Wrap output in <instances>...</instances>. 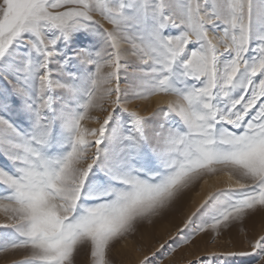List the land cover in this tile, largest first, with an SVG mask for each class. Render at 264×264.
<instances>
[{"label":"snow or ice","instance_id":"6c2138e0","mask_svg":"<svg viewBox=\"0 0 264 264\" xmlns=\"http://www.w3.org/2000/svg\"><path fill=\"white\" fill-rule=\"evenodd\" d=\"M153 96L172 98L148 115L130 109ZM221 174L225 185L139 264L231 238L257 216L264 226V0H0V254H20L10 264H115L117 244ZM245 239L250 251L187 264L264 262V230Z\"/></svg>","mask_w":264,"mask_h":264},{"label":"rangeland","instance_id":"374dc122","mask_svg":"<svg viewBox=\"0 0 264 264\" xmlns=\"http://www.w3.org/2000/svg\"><path fill=\"white\" fill-rule=\"evenodd\" d=\"M107 27V25H105ZM166 99H171L172 97L162 96ZM153 97H150L145 100H136L129 105L130 109L139 111L142 115L150 114L158 105H150V101ZM88 126H95L94 124L88 123ZM212 177V176H211ZM210 177L206 178L209 179ZM201 181L199 184L191 191L190 194H193L194 190L196 193L200 186L206 181ZM222 182V181H221ZM218 183H220L218 181ZM223 186V184H221ZM221 185L217 187H222ZM190 197V196H189ZM189 197L184 200L183 205L180 210L174 212L167 219L158 222L155 227H144L136 235L135 238H130L126 241L117 244L112 251V257L115 261V264H139V260L142 258V255L155 251L160 243H163L165 240H168L172 236L176 228L182 224V220L188 214L185 209L189 205ZM188 202V203H187ZM196 206L193 205L192 210ZM185 209V210H184ZM186 211V212H185ZM191 211V210H190ZM3 220V216L0 215V221ZM253 221V222H252ZM257 223V224H256ZM161 227V228H160ZM157 229V230H156ZM159 229V230H158ZM249 229L251 231H249ZM264 230V226L260 223V217H254L251 221L247 223L246 226H243L242 230L237 229L232 233L231 238L225 237L223 239H218L215 243L207 242V237H204L203 240L198 239L195 245L186 246L184 248L178 249L175 253L168 256L163 260V264H187V261L194 258L195 255L206 251H221V250H241V251H250L248 244L245 239V233L247 232L249 236H254ZM146 231V232H145ZM146 233V234H145ZM147 235V236H146ZM230 240L232 242H230ZM142 250V251H141ZM85 257V258H84ZM20 254H0V264H10L13 259H19ZM87 257L85 255L81 256V264H86ZM255 257L242 258L239 262H234V264H255ZM264 264V262H261Z\"/></svg>","mask_w":264,"mask_h":264},{"label":"bare ground","instance_id":"6f19581e","mask_svg":"<svg viewBox=\"0 0 264 264\" xmlns=\"http://www.w3.org/2000/svg\"><path fill=\"white\" fill-rule=\"evenodd\" d=\"M168 99H166L165 97L162 96H153V98L150 101V105H158L160 103H165ZM218 181L220 183H218ZM222 181V182H221ZM227 182V177L224 175H218V176H212L209 179H207L198 189V192L196 193L197 195H195L196 190H194L193 194L188 195L189 197V205H187V207L185 208L187 210L188 213H190V210H192L193 205H198L204 198V196L207 195V193L209 191H211L213 188L223 184V186L225 185V183ZM222 186V185H221ZM191 193V192H190ZM188 198H186L187 200ZM187 202V203H188ZM184 209V210H185ZM186 212V211H185ZM187 215V214H186ZM253 222V221H252ZM158 224V223H157ZM257 224V223H256ZM161 228V227H160ZM157 230V229H156ZM159 230V229H158ZM146 232V231H145ZM146 234V233H145ZM147 236V235H146ZM83 256V255H82ZM85 258V257H84ZM86 260V259H85ZM83 263V261L81 262Z\"/></svg>","mask_w":264,"mask_h":264}]
</instances>
